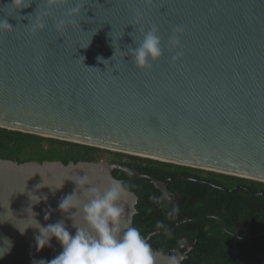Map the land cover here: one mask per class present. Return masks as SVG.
<instances>
[{"label": "water", "instance_id": "1", "mask_svg": "<svg viewBox=\"0 0 264 264\" xmlns=\"http://www.w3.org/2000/svg\"><path fill=\"white\" fill-rule=\"evenodd\" d=\"M25 2L30 4L18 8L0 0V19L14 28L0 30V126L264 181V0ZM77 4L80 13L68 16ZM60 20L70 23L58 30ZM38 21L42 30L34 28ZM153 25L164 54L150 69H140L122 51L137 46ZM176 26L183 27L176 33L181 44L170 50ZM177 51L183 55L173 61ZM117 168L151 179L172 194V203L183 200L169 190L171 178L122 163L0 158V255L7 251L5 238L12 241L0 264L55 258L62 251L55 238L51 247L37 248L31 208L42 225L64 219L74 234L72 220L58 208L77 187L68 178L87 174L103 189ZM130 192L125 219L134 227L139 197ZM28 194L48 199L32 204ZM206 218H185L175 227ZM74 220L87 227L82 213ZM181 248L175 252L185 257ZM152 249L157 264H166L170 254Z\"/></svg>", "mask_w": 264, "mask_h": 264}, {"label": "trees", "instance_id": "2", "mask_svg": "<svg viewBox=\"0 0 264 264\" xmlns=\"http://www.w3.org/2000/svg\"><path fill=\"white\" fill-rule=\"evenodd\" d=\"M0 158H8L19 162L28 160H62L68 163L71 160L98 161L101 159L109 162L122 163L141 170L158 179H166L175 175L185 174L188 176H202L208 174L212 180L226 186L240 185L234 191L220 190L210 187L207 183L184 177H177L170 183L188 186L181 190L185 202L177 206L180 211L175 219L169 220L166 213L173 207L165 201L163 205L153 204L149 197L160 195L161 191L156 188L151 179L137 178L122 169H114L113 175L130 186V190L136 192L139 197L136 205L138 212L134 216V227L141 230L147 236L150 230L156 229L157 221H163L168 229L174 228L178 221L187 216L195 217L208 213L219 212L227 216V221L241 234H257L264 231V181L226 174L213 170L202 169L193 166L181 165L150 157L135 155L123 151H117L99 146L79 143L54 137L43 136L35 133L11 129L0 126ZM198 173H201L200 175ZM217 177L221 179L217 180ZM224 180H227L226 182ZM243 185V186H242ZM245 185V186H244ZM178 188V187H176ZM249 188V190L247 189ZM251 189V190H250ZM215 193L221 197H215ZM193 203L190 211H186V204ZM152 211L148 212L147 209ZM214 219L194 220L180 224L174 228L170 235L159 233L151 241L155 249L165 247L164 252L173 248L178 237L182 236L185 225L213 224ZM213 230V229H212ZM214 232H212L213 234ZM198 250L191 253V260L186 264H259L264 259V235L253 239H240L227 234L224 230L214 236L197 234ZM156 242L160 245L157 246ZM209 251H214L209 253Z\"/></svg>", "mask_w": 264, "mask_h": 264}, {"label": "clouds", "instance_id": "3", "mask_svg": "<svg viewBox=\"0 0 264 264\" xmlns=\"http://www.w3.org/2000/svg\"><path fill=\"white\" fill-rule=\"evenodd\" d=\"M58 2L60 0H48L50 6H54ZM13 3L18 8L27 7L30 4L26 3L25 0H13ZM80 11L81 8L77 4L68 10V16H75ZM68 23L70 21H58L57 29L61 30ZM44 27L45 24L42 21H38L34 26L35 29L40 30ZM13 29L7 19H0V30L11 31ZM182 31L183 27L181 26H176L173 29L174 34L168 40L170 50L180 46L181 41L176 33ZM159 33V26L153 25L143 34V40L137 46L132 47V44H129L126 50L122 51L124 57L130 55L136 67L150 69L153 66L152 62L159 60L164 54L163 41ZM182 55L181 51H177L172 56V60L176 61ZM105 61L108 60H103L104 64ZM68 180H72L77 187L72 193L61 198L58 208L62 213L67 214L68 219L72 220V227L75 229L74 234L69 231L64 219L47 226L42 225L36 219L38 214L30 207L35 225L30 227L39 230V234L34 237L38 250H42L46 246L51 247L53 238L62 246V251L55 258L50 261L40 260V264H157L158 253L153 251L148 242L150 236L143 235L139 228L131 226L130 222L125 219L127 212L125 203L132 195L127 183L113 178L107 187L101 189L93 185L92 179L87 174L78 175L75 179L68 178ZM63 185L64 182L55 189L49 187L55 192ZM43 186H45L44 183L38 184L36 187L41 188ZM81 195L86 197V202L82 204ZM29 197L32 204H38L41 200L46 201L48 199L47 195L34 194L29 195ZM149 200L153 204L163 205L165 201L172 203V194L161 190L160 195H151ZM52 211L51 207L45 210L44 219L46 221L50 219ZM147 211L151 212L152 209L149 208ZM179 211V207L174 204L166 213L167 219H175ZM77 212L82 213L87 227H81L75 223L74 217ZM155 228L164 229L165 233L170 235L168 227L163 221H157ZM5 241H7L6 252H8L12 247V241L7 238ZM183 259L181 254L173 252L167 256L166 264H181Z\"/></svg>", "mask_w": 264, "mask_h": 264}, {"label": "flooded vegetation", "instance_id": "4", "mask_svg": "<svg viewBox=\"0 0 264 264\" xmlns=\"http://www.w3.org/2000/svg\"><path fill=\"white\" fill-rule=\"evenodd\" d=\"M199 175L201 173H198ZM177 177H184V178H189V179H192V180H197V181H200V182H203V183H207L208 185L213 186L214 188H218V189H222V190H226L227 192L228 191H231V192H234L236 191L240 185H236V186H233V187H230V186H226L224 184H221L219 182H215L216 180H212L210 177H208V174H204L202 176H188V175H185V174H181L179 176L175 175L173 177H170V181L171 180H174L176 179ZM220 180L221 178L220 177H217V180ZM169 181V184H168V188L169 190L172 192V193H176L178 192L181 197L183 198V200H180V201H177L175 200L174 202L175 203H170L171 205H178L180 204L181 202H185V197L182 195L181 193V190L179 188H182V189H187L188 186H184L182 185L180 187V184H175V183H170ZM225 182L227 180H224ZM243 186V185H242ZM245 186V185H244ZM178 187V188H176ZM235 190H233L234 188H236ZM249 190V188H247ZM251 190V189H250ZM215 197L219 198L221 197V195H218V193H215ZM196 205L193 204V203H188L186 204V211L188 212V210L190 211V206H194ZM228 216V215H227ZM227 216H222L219 212L217 213H208V214H204V215H200V216H195V217H191V216H187L185 218H199V217H207L206 219H214L216 222L213 223V224H207V225H200V224H190L188 223L187 225H185L184 229H183V234L182 236L178 237V241L176 243V245L167 250L166 252H164L163 249H165L164 246L161 247L160 251H163L164 253L166 254H172L173 252H175V250L177 249L178 245L180 244L181 246H183V248H181L180 250L182 252H185L186 253V256L184 257V259L182 260L183 264H186L185 261H189L191 260V253L195 252L196 250H198V247H197V243H198V236L197 234H202L204 236H209V235H212L214 236V233H218V234H221V231L224 230L227 234L233 236V237H237L239 238L236 234H239V235H243V236H247L245 234H241L238 229H236L234 226L230 225V223H228L227 221ZM183 218V219H185ZM205 220V219H203ZM182 221V220H181ZM191 221H194V220H188V221H185L183 224L187 223V222H191ZM199 221V220H197ZM180 222V221H178ZM177 222V223H178ZM180 225V224H179ZM225 225V226H224ZM178 226V225H177ZM175 227V226H174ZM176 228V227H175ZM213 229V230H212ZM164 231V229H162ZM168 230H171L169 232H173L174 228L172 229H168ZM212 232H214L212 234ZM264 231L262 232H259V233H263ZM154 233V234H152ZM159 233H165V232H161L160 229H153V230H150L148 233H147V236H149L150 234V238L148 240L149 244L153 247V245L151 244L152 240L154 239V237L159 234ZM258 234V233H257ZM249 235H253V234H249ZM264 235V234H263ZM188 239V240H187ZM253 239V238H252ZM180 240H185V242L183 243H179ZM156 245L159 246L160 243L159 242H156ZM154 248V247H153ZM155 249V248H154ZM157 250V249H156ZM159 250V249H158ZM212 252V254H214V251H209V253ZM263 260V259H262ZM261 260V261H262Z\"/></svg>", "mask_w": 264, "mask_h": 264}]
</instances>
